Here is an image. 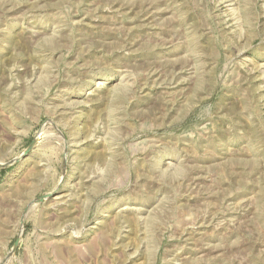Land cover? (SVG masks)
Masks as SVG:
<instances>
[{
  "label": "rangeland",
  "instance_id": "rangeland-1",
  "mask_svg": "<svg viewBox=\"0 0 264 264\" xmlns=\"http://www.w3.org/2000/svg\"><path fill=\"white\" fill-rule=\"evenodd\" d=\"M0 264H264V0H0Z\"/></svg>",
  "mask_w": 264,
  "mask_h": 264
},
{
  "label": "water",
  "instance_id": "water-1",
  "mask_svg": "<svg viewBox=\"0 0 264 264\" xmlns=\"http://www.w3.org/2000/svg\"><path fill=\"white\" fill-rule=\"evenodd\" d=\"M42 199H44V197H43V198H41L40 200H42Z\"/></svg>",
  "mask_w": 264,
  "mask_h": 264
}]
</instances>
